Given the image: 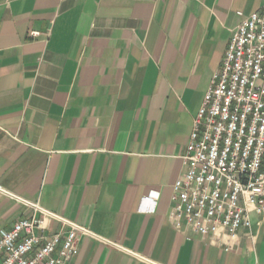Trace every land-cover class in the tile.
Listing matches in <instances>:
<instances>
[{"label": "crops", "instance_id": "1", "mask_svg": "<svg viewBox=\"0 0 264 264\" xmlns=\"http://www.w3.org/2000/svg\"><path fill=\"white\" fill-rule=\"evenodd\" d=\"M238 12L264 0H0V230L41 216L19 196L94 234L65 264H264L255 212L232 251L169 218Z\"/></svg>", "mask_w": 264, "mask_h": 264}, {"label": "built area", "instance_id": "2", "mask_svg": "<svg viewBox=\"0 0 264 264\" xmlns=\"http://www.w3.org/2000/svg\"><path fill=\"white\" fill-rule=\"evenodd\" d=\"M238 14L242 21L194 118L169 214L187 239L210 238L227 251L234 250L241 229H251L253 212L264 220V14ZM16 197L41 216L0 230V264H65L78 253V234L94 235ZM145 199L155 201L153 194ZM47 219L69 229L48 235Z\"/></svg>", "mask_w": 264, "mask_h": 264}]
</instances>
